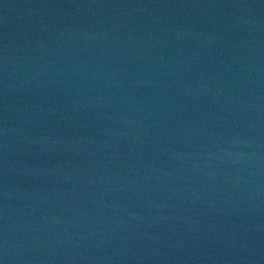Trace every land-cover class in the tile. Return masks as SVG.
Returning <instances> with one entry per match:
<instances>
[{
  "label": "water",
  "instance_id": "1",
  "mask_svg": "<svg viewBox=\"0 0 264 264\" xmlns=\"http://www.w3.org/2000/svg\"><path fill=\"white\" fill-rule=\"evenodd\" d=\"M0 264H264V0H0Z\"/></svg>",
  "mask_w": 264,
  "mask_h": 264
}]
</instances>
